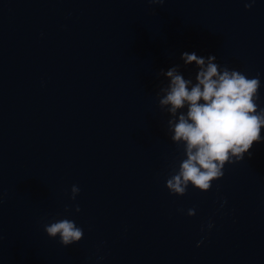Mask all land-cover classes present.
I'll return each mask as SVG.
<instances>
[{
    "label": "clouds",
    "instance_id": "1",
    "mask_svg": "<svg viewBox=\"0 0 264 264\" xmlns=\"http://www.w3.org/2000/svg\"><path fill=\"white\" fill-rule=\"evenodd\" d=\"M148 2L163 5L166 0ZM243 2L245 9L250 10L256 0ZM181 59L185 68L196 66L195 83L185 79L179 64L157 73V77L168 81L157 93L160 108L171 117L167 131L173 143L183 146L185 157L166 179V188L176 196H184L189 185L208 192L213 181L224 176L225 165L242 161L246 154L251 159L254 143L264 140V108L257 104L261 86L258 76L249 78L241 71L221 67L215 55L203 57L184 52ZM79 192L80 188L73 185L70 199L75 201ZM71 210L70 206L65 207V212ZM74 210L80 212L78 204ZM195 214L194 208L188 209V216ZM43 227L49 238H58L65 247L84 236L83 229L68 218L44 223ZM207 227L210 230L213 224L209 222Z\"/></svg>",
    "mask_w": 264,
    "mask_h": 264
}]
</instances>
